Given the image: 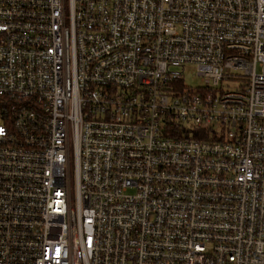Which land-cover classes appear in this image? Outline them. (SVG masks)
Instances as JSON below:
<instances>
[{
	"label": "built area",
	"instance_id": "2783aa9c",
	"mask_svg": "<svg viewBox=\"0 0 264 264\" xmlns=\"http://www.w3.org/2000/svg\"><path fill=\"white\" fill-rule=\"evenodd\" d=\"M0 264H264V0H0Z\"/></svg>",
	"mask_w": 264,
	"mask_h": 264
},
{
	"label": "rangeland",
	"instance_id": "374dc122",
	"mask_svg": "<svg viewBox=\"0 0 264 264\" xmlns=\"http://www.w3.org/2000/svg\"><path fill=\"white\" fill-rule=\"evenodd\" d=\"M195 67L193 65H188L184 73V82L188 88H197L201 86L199 78L196 76Z\"/></svg>",
	"mask_w": 264,
	"mask_h": 264
}]
</instances>
